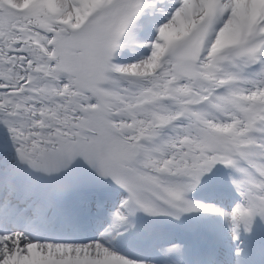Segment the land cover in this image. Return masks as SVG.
Wrapping results in <instances>:
<instances>
[{"label": "snow or ice", "instance_id": "obj_1", "mask_svg": "<svg viewBox=\"0 0 264 264\" xmlns=\"http://www.w3.org/2000/svg\"><path fill=\"white\" fill-rule=\"evenodd\" d=\"M157 9L151 42L121 63ZM165 10L161 0H0L10 140L0 144V264H146L116 243L137 214L220 216L237 241L264 229V0ZM215 173L239 196L231 211L191 198ZM84 175L127 193L108 227L88 243L31 239Z\"/></svg>", "mask_w": 264, "mask_h": 264}, {"label": "rangeland", "instance_id": "obj_2", "mask_svg": "<svg viewBox=\"0 0 264 264\" xmlns=\"http://www.w3.org/2000/svg\"><path fill=\"white\" fill-rule=\"evenodd\" d=\"M176 3H177V1L172 0V1H168V2H166L165 4H167V5H168V9L171 10V9H173V8L175 7ZM163 4H164V3H163ZM168 14H169V12H168ZM168 14H167V15H168ZM147 44H148V43H147ZM142 54H143V53H139V55H135V56L132 57V58H130V57H123V58H122V63H125V64H127V63H135V62L138 61V59L140 58V56H141ZM5 142H7V143L10 144V140L8 139V133H7V130H6L4 127L0 126V144H4ZM8 155L11 156L12 153L9 152ZM88 179L100 180V178H97V177H94V176H87V175H84V176H82V178H81V180H80V182H79V184H81V185H80V187H79L78 189L83 188V187L85 186V182H86ZM103 181L110 182V180H103ZM103 184H104V183H103ZM95 185H98V182H95ZM35 189H38V190L41 191V192L49 191V188L44 187V186H37V187L34 188V190H35ZM75 189H77V188H75ZM119 196H120L121 199H123L122 195H119ZM120 202H121V201H120ZM226 209H227V210H225V211H229V208H226ZM112 215H114V213H113ZM112 215L110 216V218L113 217ZM147 217H148V216H147ZM148 220H150V221H155V218H153V217H148ZM111 221H112V219H111ZM139 226H142L141 222H140V225H139ZM62 230H63V229H62ZM95 230H96V228L93 227V228H91V230H90L89 233H93V232H95ZM79 232H81V235H82L83 231H82V230H79ZM60 233H61V232H60ZM62 233H65V234L67 233V235H69V229L66 228L65 231H63ZM87 233H88V232H87ZM146 264H157V263H155V262H146Z\"/></svg>", "mask_w": 264, "mask_h": 264}]
</instances>
